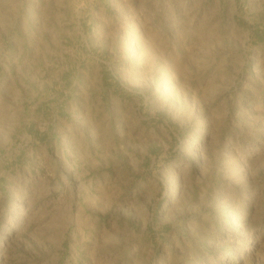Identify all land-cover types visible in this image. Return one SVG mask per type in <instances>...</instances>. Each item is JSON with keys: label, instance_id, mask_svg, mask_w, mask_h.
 I'll return each instance as SVG.
<instances>
[{"label": "rangeland", "instance_id": "rangeland-1", "mask_svg": "<svg viewBox=\"0 0 264 264\" xmlns=\"http://www.w3.org/2000/svg\"><path fill=\"white\" fill-rule=\"evenodd\" d=\"M0 264H264V0H0Z\"/></svg>", "mask_w": 264, "mask_h": 264}]
</instances>
